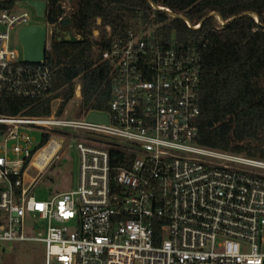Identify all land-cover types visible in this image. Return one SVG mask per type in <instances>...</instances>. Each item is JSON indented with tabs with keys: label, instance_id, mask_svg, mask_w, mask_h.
Returning a JSON list of instances; mask_svg holds the SVG:
<instances>
[{
	"label": "built area",
	"instance_id": "2783aa9c",
	"mask_svg": "<svg viewBox=\"0 0 264 264\" xmlns=\"http://www.w3.org/2000/svg\"><path fill=\"white\" fill-rule=\"evenodd\" d=\"M71 11L63 0L54 24L45 11L46 59L29 63L12 34L33 24L30 14L0 10V99L51 94L47 56ZM164 24L140 23L112 38L103 53L113 83L108 112L68 119L55 99L49 116L0 115V245L43 242L45 264H264V159L197 142L199 54L166 40ZM91 112L107 114L108 123L88 122ZM32 128L72 138L75 189L36 197L37 179L27 181L25 166L39 145Z\"/></svg>",
	"mask_w": 264,
	"mask_h": 264
},
{
	"label": "trees",
	"instance_id": "16d2710c",
	"mask_svg": "<svg viewBox=\"0 0 264 264\" xmlns=\"http://www.w3.org/2000/svg\"><path fill=\"white\" fill-rule=\"evenodd\" d=\"M18 1L2 0L0 10H13ZM45 1L47 21L57 23L63 0ZM70 1L69 23L56 25L47 56L53 70L51 94L39 100L3 97L0 115L49 116L55 99H60L57 114L61 115L74 96L78 79L82 86L80 112H108L113 83L103 53L113 37L138 30L140 23L154 25L161 21L165 24L159 34L166 40L174 37L177 45L199 54L201 113L197 142L264 159V0ZM151 3L170 8L188 19L191 26ZM212 13H218L226 23L221 25ZM50 133L41 137L32 154L48 143Z\"/></svg>",
	"mask_w": 264,
	"mask_h": 264
},
{
	"label": "rangeland",
	"instance_id": "374dc122",
	"mask_svg": "<svg viewBox=\"0 0 264 264\" xmlns=\"http://www.w3.org/2000/svg\"><path fill=\"white\" fill-rule=\"evenodd\" d=\"M70 5H73L72 1H70ZM23 11H27L30 14V22L33 24H44V22H46L45 17H40L36 14L34 8L29 5L28 0L18 1L13 9L14 14H20ZM22 27L24 26H16L12 34L13 46L21 51L22 47L18 39V34ZM77 83H80L79 79L76 80V84ZM75 95L76 88L74 96L68 102L62 114V116L68 119H79L83 115V112H80L82 100L77 99ZM29 133L35 138V145H38L41 141V131L32 128ZM65 133L66 132L58 129L50 133L48 143L52 141V139H55L62 143L63 147L57 152L56 156L53 157L48 165L45 166L42 172L33 166L31 167L33 158H31L28 164L27 169L30 177H27V181H31L34 178L37 179L34 192L38 199L46 200L52 194L70 191L77 187L79 179V155L73 146L72 138ZM30 234L34 233L31 232ZM0 264H45V243L40 241H23L1 244ZM51 264L59 263L53 259Z\"/></svg>",
	"mask_w": 264,
	"mask_h": 264
},
{
	"label": "water",
	"instance_id": "95a60500",
	"mask_svg": "<svg viewBox=\"0 0 264 264\" xmlns=\"http://www.w3.org/2000/svg\"><path fill=\"white\" fill-rule=\"evenodd\" d=\"M28 3L34 8L38 16H45L47 6L45 0H28ZM151 4L156 8L158 7L154 3ZM212 15H215L216 17L218 16L221 19L218 13H212ZM172 16L176 18H183L186 21H189L182 15H177L173 12ZM68 23L69 20L64 22L65 25ZM46 33L47 26L45 24H29L19 30L18 39L22 47V55L25 62L40 63L46 59ZM87 121L91 123L107 124L109 121V116L105 113L91 112L87 118Z\"/></svg>",
	"mask_w": 264,
	"mask_h": 264
},
{
	"label": "bare ground",
	"instance_id": "6f19581e",
	"mask_svg": "<svg viewBox=\"0 0 264 264\" xmlns=\"http://www.w3.org/2000/svg\"><path fill=\"white\" fill-rule=\"evenodd\" d=\"M59 142L57 140L52 139L48 144L43 146L41 149H39L36 154L34 155L32 161H31V167L37 168L40 172H42L45 168V166L48 165V163L53 159L55 154L58 152ZM27 176L28 175L27 172Z\"/></svg>",
	"mask_w": 264,
	"mask_h": 264
},
{
	"label": "flooded vegetation",
	"instance_id": "af4514ba",
	"mask_svg": "<svg viewBox=\"0 0 264 264\" xmlns=\"http://www.w3.org/2000/svg\"><path fill=\"white\" fill-rule=\"evenodd\" d=\"M61 33H64V32H61Z\"/></svg>",
	"mask_w": 264,
	"mask_h": 264
}]
</instances>
